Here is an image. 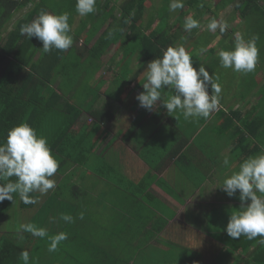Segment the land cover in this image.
<instances>
[{"label":"crops","instance_id":"1","mask_svg":"<svg viewBox=\"0 0 264 264\" xmlns=\"http://www.w3.org/2000/svg\"><path fill=\"white\" fill-rule=\"evenodd\" d=\"M246 1L241 0L237 11ZM250 1L257 7L262 4ZM222 5L218 8L224 10ZM211 13L214 17L207 23L229 14L228 30L224 34L217 30L216 38L200 47L194 43L190 49L182 43L192 56H199V65L192 57L194 66L206 67L221 87L219 107L208 119L185 120L182 113L170 116L159 101L151 111L139 106L136 96L144 91L147 63L163 53L138 56L132 63L130 59L126 70L131 65L132 71L121 72L122 57L108 58V52L102 68L79 75L66 97L58 88L60 76L53 86L55 98L32 111L45 112L36 115L42 125L38 135L47 137L60 162L52 177L56 188L45 195L32 193L35 204H24L20 198L17 203L19 195L14 194V201L5 200L0 212L3 218L17 206L15 214L25 216L24 224L47 230V237L36 239L27 231L9 233L18 245H29L25 249L29 264H242L243 260L251 264L254 249L233 250L238 239L226 232L231 212L240 206L239 194L229 197L219 186L244 159L264 151V60L258 58L255 70L246 75L215 76L221 67L218 51L227 43L234 47L244 18L255 30V19L250 12ZM147 27H141L144 33H149ZM33 41L42 44L35 37ZM79 43L84 44L82 40L74 44L78 53ZM207 53L212 62L204 59ZM4 69L1 65L0 78ZM78 93L85 102L79 119L65 132V119L71 118L66 116V100L74 103ZM171 94L165 89L164 98ZM25 120L33 127L32 116ZM225 157L228 167L223 165ZM62 214L71 215L73 222L63 221ZM59 232H67L68 239L49 252L50 239ZM39 240L45 242L35 249Z\"/></svg>","mask_w":264,"mask_h":264},{"label":"clouds","instance_id":"2","mask_svg":"<svg viewBox=\"0 0 264 264\" xmlns=\"http://www.w3.org/2000/svg\"><path fill=\"white\" fill-rule=\"evenodd\" d=\"M97 0H76V12L84 17L94 13ZM203 7V3L200 5ZM169 10L175 12L184 8V0H170ZM70 13L60 14L41 11L30 23L21 26L20 34L27 38L35 37L42 42V54L53 49L67 51L73 45ZM200 21L193 15L184 18L183 29L191 33L200 28ZM229 28L227 21L212 18L207 24V31L224 34ZM257 36L245 39L243 34H235L234 47L231 50H219L221 67L234 72L248 74L255 70L259 49ZM211 89V93L209 92ZM144 91L136 96L139 106L151 111L159 101L170 116L182 113L185 120L190 118L208 119L219 107L221 87L214 82L213 74L204 66L195 67L191 53L179 44L168 46L162 57L147 63ZM165 89L171 91L166 99ZM230 160L223 159L228 167ZM60 167L46 136L38 135L37 130L27 122L9 129L6 140L0 143V202L14 201L18 194L24 204H35L37 199L32 193L47 194L56 188L52 177ZM15 177V180L11 178ZM219 188L229 197L238 195L240 206L231 212L226 232L229 237L239 239L245 236L249 240L259 237L258 243L264 245V151L249 156L240 164L237 171L227 175ZM83 218V214H81ZM66 223L73 222V217L62 214ZM21 231H27L35 237L45 238L48 232L33 224H22ZM22 238V237H21ZM68 239L67 232H59L51 237L49 252H55L60 242ZM20 258L29 264L28 251H22Z\"/></svg>","mask_w":264,"mask_h":264},{"label":"trees","instance_id":"3","mask_svg":"<svg viewBox=\"0 0 264 264\" xmlns=\"http://www.w3.org/2000/svg\"><path fill=\"white\" fill-rule=\"evenodd\" d=\"M147 1L127 0L121 8L120 16L116 18L112 11L114 7L111 4L116 3L117 0H104V2L97 0V10L82 18L76 29L72 30L73 19L70 17V34L73 36V45L70 49L67 51L53 49L50 53L42 54V44H35L33 37L29 39L22 36L20 34L21 26L33 20V11L39 7L55 14L69 12L77 17L79 15L76 12V0H39V2L37 0H0V66L5 65L0 78V143L6 140L9 129L21 122H26L27 115L32 116V121H35L33 128L39 134L41 123L38 122L41 118L38 119L36 115H43L45 112L33 113L32 111L41 109V102L43 105L50 103L55 98L53 86L57 79L62 76L58 88L66 97L72 92L79 75L85 72L89 75L102 68L101 60L113 46L120 44V52L124 51L118 68L126 66L127 69L130 57L139 56L143 58L148 55L153 57L155 53L161 55L163 49L166 50L168 46L176 44V40L179 38L178 32L173 33L172 38L168 34L175 25L174 23L170 28L169 12L166 14L168 22L162 20L163 14L151 12L149 15L153 16H149V18L152 21L147 27L149 33L143 32L141 28L145 23L143 20L145 12L143 11L146 9ZM195 1L190 0L187 5L192 6ZM232 1L234 0H225L222 6L226 8ZM248 2L249 0L246 1V3ZM29 7L30 11L28 12L33 13L26 19L17 20L16 24L13 25L15 29L5 37L6 31H8L7 27L14 20L15 15ZM241 7L242 5L240 9ZM240 9L238 10L240 11ZM257 11H261V9L255 5V11L250 13L254 14L255 31L260 30L262 32V37L259 38L262 39L264 36V18L261 14L264 12ZM157 18L159 19L158 25L151 29L152 23ZM244 19L248 21L247 18ZM176 21L179 23V19ZM109 22L110 24L106 29L99 34ZM183 24L179 23L178 26H183ZM197 32L192 31L190 34ZM188 34L185 32L181 36ZM93 39H95L94 42ZM80 40L83 41L85 47L82 46L81 52L78 53L74 44ZM184 42L181 41L179 44ZM90 43L92 45L89 48ZM82 57L86 59L81 61L80 58ZM192 57L193 60H197L196 65H199V56L194 54ZM123 72H127V70ZM47 76H52V78H47ZM45 94H48V97ZM81 96L84 95L78 93L74 97V103L71 100H66L65 105L68 111L66 116L71 115V118L65 119V132L71 131L75 121L79 119V109L83 108L85 102ZM11 179L15 180L16 178L12 177ZM0 205L5 206L6 204L0 202ZM23 208L26 209V206ZM2 212H4V208H2ZM16 231H21V229ZM34 237L31 235L32 239H36ZM258 241L259 237L249 240L245 236H241L235 241L232 249L235 251L240 249L246 253L254 249V255L250 259L251 264H264V245H260ZM41 242L45 241L39 240L35 248ZM28 246L25 243L18 245L14 239L0 235V264H23V260L20 258L21 252L25 251ZM242 264L250 263L249 260H243Z\"/></svg>","mask_w":264,"mask_h":264},{"label":"rangeland","instance_id":"4","mask_svg":"<svg viewBox=\"0 0 264 264\" xmlns=\"http://www.w3.org/2000/svg\"><path fill=\"white\" fill-rule=\"evenodd\" d=\"M102 1L104 2V0H102ZM126 1L127 0H117L116 3H112L111 4V6L114 7V9L112 11L114 12L116 18H118L120 16L121 11H122L121 8H122L123 4ZM189 1L190 0H184V6L185 7L183 9H178L175 12H172V11L169 10V7H168L170 0H148L147 4H146V9H144V11H143V12H145V16H144V19H143V20H145L144 24L145 25H149L150 22L152 21L149 18V16H151V17L153 16V15H149V14H151V12H154V13L157 12L158 14H163L162 20L163 21L166 20L168 22V20H167L168 16L166 14L169 12V14H170V18H169L170 28L175 23L174 29L168 33L169 37L172 38L173 37V33L178 32L179 38H178V40H176L177 43H181V41H185L186 42L185 45H188L189 48L191 49V45H193L194 43L199 44L198 46L200 47L201 45L202 46L203 45H207L208 44L207 42H211V41H213L216 38L213 35V32L207 31V24L208 23H207L206 19L209 18L211 15H212V17H214V15L211 12H251L252 5L256 4L255 1H250L248 3H244V4H242V7H241L240 11H237L236 7L240 5L241 0L239 1V3L234 2V5H232L230 7L225 8L223 6L222 8L224 10L219 9L218 7L225 0H196L195 3L192 6L187 5ZM37 2H39V0H37ZM201 3H203V7L200 6ZM260 3H262V4H260L258 6V8H260L261 11H257V12H264V0H261ZM204 6H205V8H204ZM41 11H45V10L39 7L37 10L33 11L34 13L33 12H29L28 15H27V12H28L27 9H24L21 12H19V16L20 17L15 15L14 21L11 22L12 24L10 23L8 25V27H7L8 31H6L5 37L15 29V28H13V25L15 24V21L18 18H19V20L26 19L28 16H30L33 13V19H34ZM160 11H163V12H160ZM23 12H25V13H23ZM47 12H49V11H47ZM203 12H206V14H204V17H203ZM208 13L210 15H207ZM190 14L193 15L194 18H196L197 20L200 21L201 26L198 29H193L192 30V31H195V32L198 31L196 34H190L189 33L186 36H181V35L185 34V31L183 29V26H178V24L179 23L180 24L184 23V18L186 16L190 15ZM215 16H217V13H215ZM224 16H227V17H222L221 18L224 21H226L230 17L229 14H226ZM70 17H72V19H73V25H72L73 28L72 29H76L78 27L79 23H80V20L82 18H84L85 16L84 17H81V16H77L76 17L74 15H70ZM178 19H179V23H178V21H176ZM158 21H159L158 18L155 19V21L152 23V25L155 24V23H156V25H158ZM109 24H110V22L107 23V25L100 31L99 34H101L102 31H104ZM233 26H234V23H233ZM151 29H152V27H151ZM241 29L242 28H240V33L243 34L245 39L251 38L252 36H257L258 37L257 44H258V49H259V58H262L264 60V41H261L259 39V38L262 37V32L260 30L256 32L253 29V23L250 22V21H246V23L244 24V29H242V30ZM233 40H235V38ZM94 41H95V39H93V42ZM228 45H229V43H227V46L223 50H231L232 48H228ZM82 46L85 47L84 44ZM77 47L81 48L80 47V43L77 45ZM113 47L110 49L109 55L107 57L108 58L109 57L112 58V56L114 57L116 55L117 56L114 57L116 59H119L120 57H122L123 54H124V51L122 50L123 54H122V52H120L121 51L120 50V44H117L116 47H114V48ZM129 59H131V63H132V60H134V61L138 60V56L130 57ZM204 59H207L208 62H212L211 54L207 53L206 54V58H204ZM80 60L82 61V58H80ZM125 70H126V66H123V68L121 69V72H123ZM129 71H132L131 65H130L129 70H127V72H129ZM233 74L241 76V75H239V73L234 72L230 68L229 69H225L223 67H220L217 70L215 76H217V77L223 76L224 78H229ZM49 122L52 123V124H56V122H53L52 120H50ZM18 200H19V196L17 197V200H16L17 203H18ZM6 201L8 202V200H6ZM1 204H2V202H1ZM16 207H14L13 211H10L9 214L4 215L3 218H0V235L1 236L3 235V236H8L9 237V233H13L16 230H20L21 229L20 226L25 223V216L24 215L22 216V214L21 215H16L15 214V212H19L16 209ZM1 210H2V205H0V212H1ZM40 244L41 243H38L36 247L39 248ZM37 248H35V249H37Z\"/></svg>","mask_w":264,"mask_h":264}]
</instances>
